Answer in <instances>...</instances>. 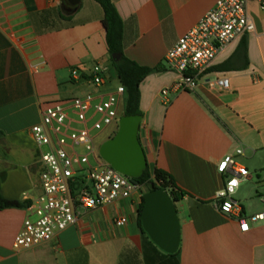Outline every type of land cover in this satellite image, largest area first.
Returning a JSON list of instances; mask_svg holds the SVG:
<instances>
[{
    "label": "crops",
    "instance_id": "crops-1",
    "mask_svg": "<svg viewBox=\"0 0 264 264\" xmlns=\"http://www.w3.org/2000/svg\"><path fill=\"white\" fill-rule=\"evenodd\" d=\"M217 1L111 0L124 23L125 56L139 66L164 69L140 86L145 132L139 137L150 170L166 172L187 193L176 203L178 264H264V221L243 233L235 218L215 208L225 183L218 165L225 156L243 149L257 164L255 172L264 166V12L258 2L248 4L256 30L246 35V49H240L243 38L229 44L194 92L170 90L162 96L180 79L164 64L168 51ZM103 17L94 0L77 6L69 0H0V189L5 199L25 206L0 210V264H170L138 227L143 191L128 201L83 211L76 225L50 242L19 251L13 247L27 207L42 191L31 133L41 122L42 105L91 90L71 80L72 69L80 65L100 63L110 87L118 81ZM222 76L230 80L228 90L208 88L207 80ZM261 187L254 176L241 182L234 199L245 216L264 212ZM121 216L128 222L116 227L114 220Z\"/></svg>",
    "mask_w": 264,
    "mask_h": 264
},
{
    "label": "built area",
    "instance_id": "built-area-1",
    "mask_svg": "<svg viewBox=\"0 0 264 264\" xmlns=\"http://www.w3.org/2000/svg\"><path fill=\"white\" fill-rule=\"evenodd\" d=\"M257 1L264 12V0H218L215 6L168 51L164 64L179 74V81L170 90L175 93L194 92L212 69L218 54L229 44L241 40L256 30L248 12V4ZM264 41V31L262 33ZM74 84H83L90 91L63 100L44 103L41 122L31 133L39 151L41 195L27 207L28 216L14 239L15 250H26L50 242L55 236L78 223L83 211L96 210L128 201L143 186L114 170L99 155L97 138L109 127L118 124L119 108L125 88L120 83L111 86L102 64L91 68L84 65L71 71ZM209 89L230 88L226 76L205 82ZM109 87V89H108ZM144 131L140 128V131ZM145 134V133H144ZM243 149L225 156L218 171L225 183L215 200V208L239 223L246 233L250 224L264 221V212L245 216L242 205L234 199L243 180L252 176L240 163ZM264 188V166L257 174ZM236 180V184L231 182ZM264 204V192L260 195ZM229 209L225 211V205ZM124 216L114 220L116 227L126 225ZM244 225L247 228H244Z\"/></svg>",
    "mask_w": 264,
    "mask_h": 264
},
{
    "label": "water",
    "instance_id": "water-1",
    "mask_svg": "<svg viewBox=\"0 0 264 264\" xmlns=\"http://www.w3.org/2000/svg\"><path fill=\"white\" fill-rule=\"evenodd\" d=\"M77 6L80 0H69ZM115 61L120 55H113ZM142 116H122L116 135L102 144L100 157L114 170L139 179L148 168V159L140 141ZM145 202L141 215L142 230L151 242L168 255L176 254L181 244V226L176 202L166 188L152 190L143 195Z\"/></svg>",
    "mask_w": 264,
    "mask_h": 264
},
{
    "label": "trees",
    "instance_id": "trees-1",
    "mask_svg": "<svg viewBox=\"0 0 264 264\" xmlns=\"http://www.w3.org/2000/svg\"><path fill=\"white\" fill-rule=\"evenodd\" d=\"M94 1L103 9V25L106 31V42L110 60L115 68L118 82L125 88L123 116H142L140 111V86L148 76L155 73H162L164 69L159 66L155 68L142 67L128 59L124 54V23L115 6L111 0ZM243 48L246 49V36L241 40L240 49ZM117 54L120 55V59L115 61L112 56ZM1 137L2 133L0 132V138ZM113 137L112 135L110 139ZM134 182L143 186V189L146 190L145 193L159 188H166L176 203L182 201L187 196L186 192L177 188L173 178L160 169L151 171L148 167L143 176L134 180ZM144 205L145 202L142 198V203L137 215L138 227L141 230V234L157 252L162 254L163 258H168L170 264H178L177 257L179 256L180 250L174 255L164 253L151 242L148 235L142 230L141 215ZM22 208H25L22 203L5 199L0 189V210Z\"/></svg>",
    "mask_w": 264,
    "mask_h": 264
},
{
    "label": "rangeland",
    "instance_id": "rangeland-1",
    "mask_svg": "<svg viewBox=\"0 0 264 264\" xmlns=\"http://www.w3.org/2000/svg\"><path fill=\"white\" fill-rule=\"evenodd\" d=\"M113 84H115V86L118 84V81H116V78L113 81ZM79 94H75L74 96H77ZM123 111H124V103L122 102L119 108V116L120 118L123 116ZM118 132V124H115L111 127H109L108 129H106L96 140L95 144L97 147V150L99 151L100 147L102 146L103 143H105L106 141H108L110 139V137L113 135L115 136L116 133ZM248 158H241L240 159V163H242L251 173L252 176H254L255 178V182H258L257 180V174H262V170H257L258 172H255L254 167L257 166V164L252 163ZM263 188V187H261ZM146 190L143 189V192L145 193ZM258 200V199H257Z\"/></svg>",
    "mask_w": 264,
    "mask_h": 264
},
{
    "label": "clouds",
    "instance_id": "clouds-1",
    "mask_svg": "<svg viewBox=\"0 0 264 264\" xmlns=\"http://www.w3.org/2000/svg\"><path fill=\"white\" fill-rule=\"evenodd\" d=\"M233 181H235V183H233ZM231 183L232 184H236L237 183V181L236 180H233ZM229 209V205H225V211H227ZM244 228L246 229L247 228V226L246 225H244Z\"/></svg>",
    "mask_w": 264,
    "mask_h": 264
},
{
    "label": "snow or ice",
    "instance_id": "snow-or-ice-1",
    "mask_svg": "<svg viewBox=\"0 0 264 264\" xmlns=\"http://www.w3.org/2000/svg\"><path fill=\"white\" fill-rule=\"evenodd\" d=\"M233 183H235V181H233Z\"/></svg>",
    "mask_w": 264,
    "mask_h": 264
}]
</instances>
